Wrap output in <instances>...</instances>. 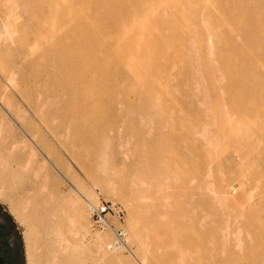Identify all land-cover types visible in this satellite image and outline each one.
Instances as JSON below:
<instances>
[{
    "label": "rangeland",
    "instance_id": "rangeland-1",
    "mask_svg": "<svg viewBox=\"0 0 264 264\" xmlns=\"http://www.w3.org/2000/svg\"><path fill=\"white\" fill-rule=\"evenodd\" d=\"M0 3L5 264H264V0ZM44 178L53 234L12 212Z\"/></svg>",
    "mask_w": 264,
    "mask_h": 264
},
{
    "label": "bare ground",
    "instance_id": "bare-ground-1",
    "mask_svg": "<svg viewBox=\"0 0 264 264\" xmlns=\"http://www.w3.org/2000/svg\"><path fill=\"white\" fill-rule=\"evenodd\" d=\"M3 0H1V2H2ZM11 1V3L13 2V0H10ZM17 1V0H16ZM256 1V0H255ZM4 2H6V1H4ZM3 2V3H4ZM42 2V1H41ZM48 2H50V1H48ZM187 2V1H186ZM244 2V1H243ZM262 2V1H261ZM16 3V2H15ZM15 3H12V4H15ZM1 4V3H0ZM12 4H10V5H12ZM17 4V3H16ZM15 4V5H16ZM51 4V3H50ZM186 4H188V3H186ZM7 5V4H6ZM9 5V6H10ZM193 7H194V5L193 4H191ZM259 5V4H258ZM261 5V4H260ZM262 5H263V2H262ZM261 5V7H263ZM8 6V7H9ZM51 6V5H50ZM187 6V5H186ZM243 6V5H242ZM247 6V5H246ZM3 7V6H2ZM5 7V6H4ZM11 7V6H10ZM8 8V9H10L9 11H11L12 9L11 8ZM191 7V6H190ZM240 7V6H239ZM259 7V6H258ZM12 8H13V11L15 10V8L12 6ZM201 8V7H200ZM7 8H5V10H6ZM16 9H17V7H16ZM257 9V8H256ZM250 10V9H249ZM8 11V10H7ZM192 11V10H191ZM194 11V10H193ZM245 11H246V9H245ZM3 12V11H2ZM252 12V11H251ZM194 13V12H193ZM201 13V12H200ZM248 13V12H247ZM9 14L10 15H12L10 12H9ZM17 14V13H16ZM15 14V15H16ZM191 14H192V12H191ZM190 14V15H191ZM198 14H199V12H198ZM6 15V14H5ZM5 15H3V16H5ZM15 15H13V16H11V19H13V17L15 16ZM18 15V14H17ZM17 15H16V17H17ZM32 15H34V14H32ZM241 16V15H240ZM250 16V15H249ZM16 17H14V19L16 18ZM18 17H19V15H18ZM21 17V16H20ZM206 17V16H205ZM32 18V17H31ZM195 18V17H194ZM207 18V17H206ZM7 18L5 17V21H7V20H9L10 19V17H8V19L6 20ZM250 19V18H249ZM253 19V18H252ZM18 19L16 18L15 19V21H17ZM246 20V19H245ZM3 21H4V18H3ZM2 21V22H3ZM14 21V22H15ZM13 22V21H12ZM198 22V21H197ZM6 23V22H5ZM17 23V22H16ZM6 24H10L9 22L8 23H6ZM6 24H4L5 26H6V29L7 28H9ZM15 24V23H14ZM254 24V23H253ZM11 25V27L13 26L12 24H10ZM204 25V24H203ZM206 25V24H205ZM204 25V26H205ZM208 25V24H207ZM1 26H2V24H1ZM202 26V25H201ZM3 27V26H2ZM22 27V26H21ZM4 28V27H3ZM204 28H206V27H204ZM6 29H5V31H4V33L5 32H7V35H9L8 33V31H9V29H7V31H6ZM14 29V28H13ZM37 29H40V28H37ZM41 29H43V28H41ZM207 29H209V28H207ZM242 29V28H241ZM251 30V29H250ZM256 30V29H255ZM11 31H12V29H11ZM11 31H10V33H11ZM20 31V30H19ZM37 31V30H36ZM41 31V30H40ZM241 31V30H240ZM13 32V31H12ZM35 32V31H34ZM135 32V31H134ZM209 32V31H208ZM3 33V32H2ZM4 33L3 34H1L2 36H4L5 37V35H4ZM38 33H41V32H39L38 31ZM251 33V32H250ZM255 33V32H254ZM12 34V33H11ZM15 34V33H14ZM36 35H37V32L35 33ZM133 34V33H132ZM215 34V33H214ZM19 35V34H18ZM43 34H41V36H42ZM130 35V34H129ZM128 35V36H129ZM211 35V34H210ZM237 35H239V34H237ZM249 35V34H248ZM2 36H0L1 38H2ZM11 36V35H10ZM9 36V37H10ZM41 36H39V37H41ZM212 36V35H211ZM242 36V35H241ZM39 37H37L38 38V40L40 39ZM133 37V36H132ZM6 39H7V37H5ZM191 38V37H190ZM249 38V37H248ZM4 39V38H3ZM3 39H1V40H3ZM42 39V38H41ZM211 39V38H210ZM245 39V38H244ZM137 40V39H136ZM238 40V39H237ZM37 41V40H36ZM134 41V40H133ZM236 41V40H235ZM3 42H4V40H3ZM2 42V43H3ZM48 42V41H47ZM129 42V41H128ZM127 42V43H128ZM131 42L132 41H130V44H131ZM134 42H136V44H137V41H134ZM240 42V41H239ZM242 42V41H241ZM11 43V42H10ZM210 43V42H209ZM12 44V43H11ZM46 44V43H45ZM44 44V45H45ZM50 44V43H49ZM140 44V43H139ZM138 44V45H139ZM136 46L137 47V45H135V44H131V46H129L128 45V47H130V49L131 50H134V51H137L136 50V48L134 49V48H131L132 46ZM34 47H35V45H33ZM33 46H32V48H30V49H33ZM262 47H264V46H262ZM261 47V48H262ZM28 48H29V46H28ZM27 48V49H28ZM146 48V47H145ZM30 49H28V51L30 52ZM38 49V48H37ZM139 49H141L140 47H139ZM150 49V48H149ZM148 49V50H149ZM34 50V49H33ZM40 50V49H39ZM38 50V51H39ZM127 50L128 49H126V52H127ZM130 50V52L132 53V51ZM144 50V49H143ZM41 51V50H40ZM48 51V50H47ZM50 51V50H49ZM262 51V50H261ZM125 52V51H124ZM144 52L145 53H148V51H145L144 50ZM144 52H141V53H144ZM48 53V52H47ZM50 53V52H49ZM139 53V52H138ZM125 54H127V53H125ZM134 54H136L135 52H134ZM142 55L143 54H140V56L139 57H142ZM34 56V55H33ZM132 56V55H131ZM259 55H257V57H258ZM136 56H134V58H135ZM145 57H146V55H145ZM144 57V58H145ZM26 58V57H25ZM30 58V57H29ZM41 58V56L39 57V59ZM44 58V57H43ZM130 58V57H129ZM132 58V57H131ZM130 58V59H131ZM38 59V60H39ZM130 59H126V60H130ZM260 59V58H259ZM35 60V59H34ZM42 60H44V59H42ZM51 60V59H50ZM144 60V59H143ZM131 61V60H130ZM129 61V62H130ZM262 61V60H261ZM42 62V61H41ZM141 62V61H140ZM143 62H145V61H143ZM248 62H250V61H248ZM43 64V63H42ZM133 64V63H132ZM132 64H131V62H130V65L132 66ZM51 66H53V65H51ZM130 66V67H131ZM145 66V65H144ZM48 67V66H47ZM50 67V66H49ZM263 67V66H262ZM52 68V67H51ZM134 70V69H133ZM67 71V70H66ZM141 71V70H140ZM9 73H10V71H9ZM65 73V72H64ZM70 73V72H69ZM12 74V73H11ZM8 75V74H7ZM10 75V74H9ZM67 75V74H66ZM67 79V78H66ZM70 79H72V78H70ZM75 79V78H74ZM8 80H10V76H9V78H8ZM11 81H13V80H11ZM71 81V80H70ZM7 82V81H6ZM12 83V82H11ZM64 83V82H63ZM70 83V82H69ZM76 83V82H75ZM9 84V83H8ZM70 84H68V86H69ZM76 85V84H75ZM82 85V84H81ZM80 85V86H81ZM15 87V86H14ZM74 87H76V86H74ZM84 87V86H83ZM80 89H81V87H79ZM74 89V88H73ZM7 90V89H6ZM4 91H5V88H4ZM73 91H75V90H73ZM71 92V91H70ZM82 92V91H81ZM74 93V92H73ZM78 93V92H77ZM4 94V93H3ZM74 95V94H73ZM72 95V96H73ZM84 95V94H83ZM2 96V95H1ZM4 96V95H3ZM78 96V95H77ZM94 96V95H93ZM6 97V96H5ZM73 97H75V96H73ZM79 97H81V96H79ZM79 97H77V98H79ZM2 98H4V97H2ZM1 98V99H2ZM84 98V97H83ZM0 99V100H1ZM5 99V98H4ZM85 99V98H84ZM3 100V99H2ZM7 100L8 99H6V101H3L5 104H6V106H10L9 105V103L7 102ZM37 100V99H36ZM43 100V99H42ZM75 100V99H74ZM73 100V101H74ZM42 103V102H41ZM45 103H47L46 101H45ZM51 103V102H50ZM43 104V103H42ZM44 105V104H43ZM47 105V104H46ZM51 105V104H50ZM49 105V106H50ZM67 105V104H66ZM95 106V105H94ZM39 107H42V106H39ZM44 107V106H43ZM12 108H13V106H12ZM47 108V107H46ZM75 108V107H74ZM35 110V109H34ZM41 108H39V111H37V112H41ZM95 110V109H94ZM18 110H16L15 112H17ZM118 111V110H117ZM20 112V111H19ZM89 113V112H88ZM41 116V115H40ZM19 119H20V117H18ZM51 119V118H50ZM57 119V118H56ZM55 120V119H54ZM69 120V119H68ZM103 121V120H102ZM70 122V121H69ZM51 123V122H50ZM52 124V123H51ZM67 126H68V124H67ZM66 129V128H65ZM65 129H64V131H65ZM67 130V129H66ZM1 131V130H0ZM65 134H66V132H65ZM31 136H32V138H34L35 137V133H34V135L33 134H31ZM34 136V137H33ZM1 137V136H0ZM60 137V136H59ZM65 137H66V135H65ZM72 137V136H71ZM1 140V139H0ZM63 141H64V139H63ZM123 146H124V144H123ZM122 148V147H121ZM256 149V148H255ZM126 150H127V148H126ZM252 150H254V149H252ZM100 151H102V150H100ZM104 151V150H103ZM247 151H249V149L247 150ZM246 151V152H247ZM124 152V151H123ZM126 152V151H125ZM253 152V151H252ZM251 152V153H252ZM31 154V153H30ZM29 154V155H30ZM33 154V153H32ZM101 154H102V152H101ZM126 154H127V152L125 153V155H124V153L122 154V155H124L123 157H126ZM35 155V154H34ZM249 155V152H248V154H247V156ZM97 156H99V154L97 155ZM103 156H104V153H103ZM128 156V155H127ZM100 157H101V155H100ZM105 157V156H104ZM30 158V156H28V159ZM34 158V157H33ZM3 159H0V161H2ZM104 160V159H103ZM4 161V160H3ZM126 161V160H125ZM101 162H102V159H101ZM104 162V161H103ZM148 163V162H147ZM157 164H159L160 162L158 161V162H156ZM3 164V163H2ZM1 164V165H2ZM99 164V163H98ZM102 164V163H101ZM100 164V165H101ZM156 164V165H157ZM10 165V164H9ZM25 165H26V163H25ZM99 165V166H100ZM103 165V164H102ZM155 165V164H154ZM27 166H28V164H27ZM153 166V165H152ZM151 166V167H152ZM158 166V168H159V165H157ZM161 166V165H160ZM29 167V166H28ZM41 167H43V166H41ZM41 167H39V168H41ZM98 167V166H97ZM104 167V166H103ZM103 167L102 168H100V169H103ZM106 167V166H105ZM156 167V166H155ZM12 168V167H11ZM23 168H25V167H23ZM157 168V167H156ZM162 168V167H161ZM7 169H8V167H7ZM142 169V168H141ZM154 169V168H153ZM25 170V169H24ZM105 170V169H104ZM121 170V169H120ZM149 170V169H148ZM156 170V169H155ZM155 170H152V173H154L153 171H155ZM26 171V170H25ZM158 171H159V169H158ZM167 170H165V176H166V172ZM28 172V171H27ZM34 172V171H33ZM97 172V171H96ZM101 172H103V171H101ZM105 172H106V170H105ZM148 172V171H147ZM164 172V171H163ZM37 173H39V171L37 172ZM111 173V172H110ZM109 173V174H110ZM164 174V173H163ZM162 174V175H163ZM167 174H169V171H168V173ZM23 175V174H22ZM37 175V174H36ZM36 175H35V177H36ZM153 175V174H152ZM161 174H159V177H161L162 176ZM33 176V175H32ZM47 176V175H46ZM110 176V175H109ZM164 176V175H163ZM16 177V174H13L11 171H9V169L8 170H6V168L4 169V168H1L0 167V194H2L3 193V188H4V184L6 183V184H8V189L10 190V191H15L17 188H16V186H18L19 185V183L16 185V183H15V178ZM156 177H157V175H156ZM155 177V178H156ZM43 178V177H42ZM155 178H153L154 180L153 181H155V183H154V186H156L157 184H156V179ZM172 178V177H171ZM18 179V178H17ZM132 179V178H131ZM167 179H169V178H167ZM166 179V180H167ZM15 180V181H14ZM130 180V179H129ZM157 180H159V178L157 179ZM163 180H165V178L164 179H162V181ZM42 182H40V183H38V185L37 186H35V188H33L32 190H28V191H25L24 193H23V196H21V197H19L18 198V200L16 201V203L13 205L14 206V210L15 211H12V212H16V213H18L19 214V218H21V217H23V218H25V220L27 219V220H30L31 222L30 223H33V225L34 224H36V225H39V227H40V225H42V226H44V228H45V230H46V232H48V233H50L49 231H51L52 232V234H53V230H49V229H52V228H54V224L56 223V221L54 220V218L55 217H57V214H55V212H50V210L47 212V209H49V206L53 203V201H55L54 200V197L51 195H49V193L47 192V189H46V186H47V181H46V178H44L43 180H41ZM132 181V180H131ZM131 181H129V182H131ZM139 181V180H138ZM160 181L161 180H159V183H160ZM128 182V183H129ZM153 183V182H152ZM167 183V182H166ZM132 184V183H131ZM156 184V185H155ZM162 184V183H161ZM161 184H159V186L161 185ZM169 184V183H168ZM140 185V184H139ZM150 186V185H149ZM148 186V187H149ZM165 186H166V184H165ZM161 187V186H160ZM160 187H156L157 188V191H158V189L160 190L161 188ZM152 188H154L153 186H152ZM5 190V189H4ZM154 190H156V189H154ZM168 190V189H167ZM151 191V190H150ZM78 192V191H77ZM165 192H166V190H165ZM145 193V192H144ZM152 193V192H151ZM156 193V192H155ZM154 193V195H156ZM160 193H161V191H160ZM164 193V192H163ZM162 193V194H163ZM137 194V193H136ZM140 194V193H139ZM43 195L45 196V198H43ZM151 195V194H150ZM145 196V195H144ZM152 196V195H151ZM166 196V195H165ZM162 197V196H161ZM2 198V197H1ZM8 198V197H7ZM39 198V200H37ZM157 198H158V196H157ZM163 199H164V196L162 197ZM143 199V198H142ZM168 199V198H167ZM83 200V199H82ZM146 200V199H145ZM165 200H166V197H165V199H164V202H165ZM160 201H162V199H160L159 200V206H157L158 208H161L162 206V208H164V204H167V206H168V204L169 203H164L163 201V204H160L161 202ZM167 201V200H166ZM168 201H170L169 199H168ZM167 201V202H168ZM156 202V201H155ZM171 202V201H170ZM10 203V202H9ZM76 203V202H75ZM55 204H56V202H55ZM146 204V203H145ZM171 205H172V203H170ZM169 204V205H170ZM162 205V206H161ZM10 206V205H9ZM153 206H154V203H153ZM156 206H154L156 209H157V207ZM161 206V207H160ZM52 207V206H51ZM50 207V208H51ZM151 208H152V206H151ZM162 208L160 209L161 211H162ZM167 207L165 206V209H166ZM171 207H169V208H167V210L168 209H170ZM74 209V208H73ZM154 209V208H153ZM53 210V209H52ZM51 210V211H52ZM55 210V209H54ZM53 210V211H54ZM143 210V209H142ZM147 210V209H146ZM149 210H150V208H149ZM144 211V210H143ZM163 211L165 212V210L163 209ZM74 212H76V211H74ZM142 212V211H141ZM148 212V211H147ZM155 213H156V210H155ZM154 213V214H155ZM157 213H159V210H158V212ZM169 213V212H168ZM151 214H152V212H151ZM161 214V213H160ZM158 214V216L160 217L161 215V217H163V215H165V214ZM167 214V213H166ZM170 214V213H169ZM15 215V214H14ZM156 215V214H155ZM142 216V215H141ZM145 216V215H144ZM143 216V217H144ZM154 216V215H153ZM157 216V215H156ZM165 217V216H164ZM167 217V216H166ZM18 218V217H17ZM16 218V219H17ZM154 217H152V219H153ZM157 218V217H156ZM22 219V218H21ZM58 219V218H57ZM144 219H145V217H144ZM155 219V218H154ZM158 219V218H157ZM159 219H161V218H159ZM166 219V218H165ZM55 222H54V221ZM156 220V219H155ZM163 220V219H162ZM20 221V220H19ZM153 221V220H152ZM158 221V220H157ZM157 221H154V222H156L157 223ZM164 221V220H163ZM154 222L153 223H151V224H154ZM159 222V221H158ZM21 223V222H20ZM29 222H27L26 224H28ZM78 223H79V221H78ZM145 223V222H144ZM164 223H166V221L164 222ZM25 224V225H26ZM159 224V223H158ZM157 224V225H158ZM161 225H162V223H160ZM144 225V224H143ZM32 226V225H31ZM154 226V225H153ZM164 226V225H163ZM28 227H30V225L28 226ZM35 227V226H34ZM58 227V226H57ZM80 227V226H79ZM140 227H142V226H140ZM44 228H42V229H44ZM143 228V227H142ZM144 228H146V227H144ZM30 229V232L32 231L31 230V228H29ZM81 229V228H80ZM48 230V231H47ZM55 230V229H54ZM27 231V230H26ZM29 231V230H28ZM35 231V230H34ZM42 231V230H41ZM56 231V230H55ZM29 232V233H30ZM43 232V231H42ZM144 232V231H143ZM26 233H28V232H26ZM144 233H146V232H144ZM41 234V233H40ZM44 234V233H43ZM46 234V233H45ZM59 234H61V233H59ZM27 235V234H26ZM30 235V234H29ZM39 235V232L38 231H35L34 232V235L33 236H31V238L33 237V239H32V244L33 245H35L36 243H35V241L36 240H38V239H36V237ZM49 235H51V234H49ZM57 235V234H56ZM46 236V235H45ZM44 236V237H45ZM48 236V235H47ZM53 235H51V236H49L50 238H54V237H52ZM28 237V236H27ZM39 237V236H38ZM48 237V239H50ZM62 237V236H61ZM145 237V236H144ZM28 239V238H27ZM26 239V240H27ZM57 239V238H56ZM61 239V238H60ZM29 241H31V240H29ZM45 241V240H44ZM60 241V240H59ZM64 241H66V240H64ZM28 242V241H27ZM37 242V241H36ZM46 242V241H45ZM49 242V241H48ZM47 242V243H48ZM51 242V241H50ZM62 242V241H61ZM46 244V243H45ZM50 244V246H51V244L52 243H49ZM48 244V245H49ZM60 244V243H59ZM28 245V244H27ZM32 245V246H33ZM30 246V245H29ZM29 246H28V250L30 249L29 248ZM47 246V245H46ZM53 246V245H52ZM33 247H35V246H33ZM25 248H26V243H25ZM32 248V247H31ZM53 248V247H52ZM56 248V247H55ZM33 249V248H32ZM39 249V248H38ZM37 249V250H38ZM54 249V248H53ZM58 250V249H57ZM65 250V249H64ZM99 250V249H98ZM51 252V254L50 255H48V256H51L52 255V250H50ZM60 251V250H59ZM58 251V252H59ZM102 252V251H101ZM26 253V252H25ZM36 254V253H35ZM27 255V254H26ZM46 256V255H45ZM44 256V257H45ZM53 256V255H52ZM51 256V257H52ZM28 261H29V263H30V261L31 260H33V253L32 252H30V253H28ZM55 257V256H54ZM54 257H52V258H54ZM58 257V256H57ZM26 259H27V257H26ZM46 259H48V258H46ZM60 259V258H59ZM49 260H50V258H49ZM48 260V261H49ZM52 261H54V260H52ZM45 262V261H44ZM50 263L49 264H51V261H49ZM58 262V261H57ZM62 262V261H61ZM33 263V262H32ZM53 263H55V261L53 262ZM48 264V263H47Z\"/></svg>",
    "mask_w": 264,
    "mask_h": 264
},
{
    "label": "flooded vegetation",
    "instance_id": "flooded-vegetation-1",
    "mask_svg": "<svg viewBox=\"0 0 264 264\" xmlns=\"http://www.w3.org/2000/svg\"><path fill=\"white\" fill-rule=\"evenodd\" d=\"M5 242L7 246L5 245ZM11 250L12 249V242L10 238H3V236L0 235V264H5L6 263V250Z\"/></svg>",
    "mask_w": 264,
    "mask_h": 264
},
{
    "label": "built area",
    "instance_id": "built-area-1",
    "mask_svg": "<svg viewBox=\"0 0 264 264\" xmlns=\"http://www.w3.org/2000/svg\"><path fill=\"white\" fill-rule=\"evenodd\" d=\"M92 214L96 217V218H100V216L103 214L105 207L101 206V207H92ZM116 236H120L121 232L120 231H115L114 232Z\"/></svg>",
    "mask_w": 264,
    "mask_h": 264
}]
</instances>
